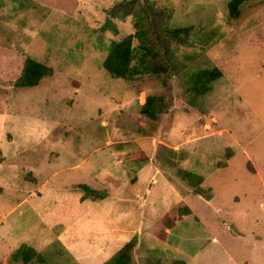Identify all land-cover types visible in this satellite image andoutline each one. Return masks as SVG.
<instances>
[{"label": "rangeland", "instance_id": "rangeland-1", "mask_svg": "<svg viewBox=\"0 0 264 264\" xmlns=\"http://www.w3.org/2000/svg\"><path fill=\"white\" fill-rule=\"evenodd\" d=\"M118 1L0 0V264H102L130 240L133 264H264V0L236 18L228 0H151L190 28L171 42L181 69L128 79L102 65L143 16L109 17ZM28 57L53 73L17 88ZM213 67L194 96L190 74ZM147 95L169 105L155 119ZM78 184L106 197L80 201Z\"/></svg>", "mask_w": 264, "mask_h": 264}, {"label": "trees", "instance_id": "trees-1", "mask_svg": "<svg viewBox=\"0 0 264 264\" xmlns=\"http://www.w3.org/2000/svg\"><path fill=\"white\" fill-rule=\"evenodd\" d=\"M247 1L249 0H228L229 17L236 18L240 12V6ZM137 2L140 4L141 14L144 16H139L138 10L134 13L137 17L135 21L137 31L133 35H127L118 41L113 40L109 44L107 54L102 62L103 68L110 76L122 79L142 74L160 75L180 71L181 66L174 58L171 42L186 40L190 34L189 27L170 28L167 26L165 11L156 8L151 0H120L109 7L106 12L109 17L124 18L134 11ZM134 38L138 42L135 45L133 44ZM52 73L51 67L28 57L24 60L20 75L13 82V86L17 88L35 86L42 78L51 76ZM221 76L222 71L217 67L197 70L189 76L188 91L192 92L194 96L202 95L209 91L211 83ZM168 106L161 96L147 95L145 101L138 105V111L148 118L155 119ZM180 178L187 184L192 193L201 195L206 199L210 198V191L204 190L201 186L203 179L200 175L182 170ZM77 187L83 190V194L79 198L80 201L86 198L106 197V193L86 184H78ZM181 210L189 212L187 206H183ZM179 216L176 218L167 217L170 225L178 220ZM134 247V240L124 243L116 253L102 264H133L132 252ZM14 254V256L20 255L27 262L32 255L36 254V251L21 244ZM143 264H162V262L153 260L148 256L144 259ZM173 264H183V261L173 262Z\"/></svg>", "mask_w": 264, "mask_h": 264}]
</instances>
